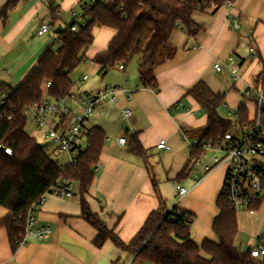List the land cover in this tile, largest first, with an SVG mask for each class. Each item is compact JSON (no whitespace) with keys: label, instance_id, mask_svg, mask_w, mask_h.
<instances>
[{"label":"crops","instance_id":"crops-1","mask_svg":"<svg viewBox=\"0 0 264 264\" xmlns=\"http://www.w3.org/2000/svg\"><path fill=\"white\" fill-rule=\"evenodd\" d=\"M7 1L0 0V9ZM85 1L23 0L6 17H0V83L16 89L43 54L60 41L59 34L64 29L59 19L63 11L74 13L79 6L81 11L83 4H89ZM49 4L57 9L58 21L48 33L39 35L43 21L51 23ZM192 19L201 30L194 37H188L181 28L172 32L169 44L176 54L156 69V90L141 87L138 72L131 76L126 68L118 67L124 76L104 87L85 86L90 79L87 74L76 81L70 75L74 90L82 94L110 87L117 90L116 102L102 104L89 119L88 130L101 128L107 138L84 198L91 212L124 243H129L141 230L148 216L159 208L160 200L169 211L177 206L194 216L190 238L195 244L218 242L213 223L218 216L216 200L226 181V166H217L207 173L202 163L190 162L188 141L193 139L187 133L204 128L207 116L200 112L189 91L203 82L214 93L224 95L225 103L219 111L235 115V120L238 109L245 106L249 119L255 118L256 104L246 99L244 93L248 86H255L256 78L264 70V0H235L231 6L194 11ZM57 28L60 33H55ZM51 30L57 39L50 35ZM115 34L113 29L96 27L94 42L84 51L80 66L96 65L93 60L108 49ZM250 49L254 50L252 54ZM230 57L238 68L237 77L228 66ZM217 65L221 66L220 71L216 70ZM99 70L95 72L100 75ZM45 97L51 98L47 94ZM126 108L132 116L124 122L121 112ZM134 135L143 155L131 151ZM121 137L128 139L127 145L119 144ZM162 140L167 142L168 151L157 148ZM213 155L207 152L208 158ZM177 185L187 189L185 196H178ZM74 186L73 197L49 195L34 214L33 229H47V237L28 235L14 252L5 229H0V264H126L130 260L111 241L100 248L95 246L98 231L82 218L78 189ZM11 215L0 206V221ZM237 220L235 245L242 252L259 247L264 240V200L253 213L237 211Z\"/></svg>","mask_w":264,"mask_h":264},{"label":"trees","instance_id":"trees-1","mask_svg":"<svg viewBox=\"0 0 264 264\" xmlns=\"http://www.w3.org/2000/svg\"><path fill=\"white\" fill-rule=\"evenodd\" d=\"M23 0H8L0 9V17H6ZM235 0H102L83 4L81 11L89 21L78 27L71 25L62 30L58 51L48 49L31 73L16 88L0 83V92L8 95L7 103L0 108V206L12 215L0 221L5 229L12 251H16L26 236L30 208L61 179L78 189L82 218L98 231L97 248L111 241L134 264H264V256L255 258L250 251L242 252L236 245L238 234L237 211L230 205L226 185L217 197L218 216L213 232L218 242L205 241L201 246L190 238V226L194 216L175 206L171 211L160 200L159 208L152 212L141 230L129 242L107 228L97 214L91 212L84 198L95 176L106 133L92 128L87 133L88 148L77 163L65 170L37 140L26 131L28 119L25 108L40 102L47 94L53 99L68 97L74 88L70 75L84 60V51L93 44L96 27L113 29L116 34L108 49L98 54L93 62L100 66V74L116 66L126 68L135 56H139V83L143 88L157 89L156 69L176 54L169 38L179 24L188 37H194L201 27L192 19L194 11L217 9ZM52 25L58 21L57 9L49 4ZM52 87L46 89V84ZM255 87L263 90L264 70L255 80ZM189 95L199 104L207 116L204 128L188 132L191 139L201 143H217L234 126L245 127L251 120L248 109L241 106L236 119L221 117L219 109L224 105L223 94L214 93L205 83L195 85ZM131 151L143 155L144 150L137 136L130 141ZM9 148L12 155L5 152ZM203 148L197 147L193 156L201 157ZM264 200L254 206L258 210Z\"/></svg>","mask_w":264,"mask_h":264},{"label":"built area","instance_id":"built-area-1","mask_svg":"<svg viewBox=\"0 0 264 264\" xmlns=\"http://www.w3.org/2000/svg\"><path fill=\"white\" fill-rule=\"evenodd\" d=\"M102 1V0H100ZM92 1L91 3H94ZM233 1L226 5L231 6ZM91 4L87 7L89 8ZM73 22L70 24L71 30L76 32L78 27L85 25L89 18L85 16V10L72 13ZM51 24L43 21L38 34L48 33ZM177 28L182 27L176 24ZM183 32H185L182 29ZM254 50L250 49L252 54ZM228 66L234 77L238 76V68L235 66L234 58L228 59ZM123 70V66H119ZM216 70L220 71L221 66L217 65ZM87 76L83 77V81ZM52 87L51 83L46 84V89ZM117 90L115 88H106L98 90L91 94L72 93L68 97L52 99L47 97L25 108L27 119L35 127V137H42L44 147L47 152L59 155L63 159L60 162V168L65 170L77 163L78 157L88 148L87 133L88 123L94 110L104 103H115ZM245 98L256 104V116L245 127L234 126L233 130L224 134L223 138L217 143H201L199 139L188 141V150L191 153L190 162L192 164L202 163L204 170L208 173L220 165L226 166V192L230 205L236 210H244L250 213L254 212V206L259 203L264 195V94L262 89L255 86H248L245 91ZM8 95L0 92V108L7 103ZM68 102L73 104L76 109L73 110ZM132 116L130 109H123L121 112L122 121L127 122ZM184 139H187L184 136ZM119 144L124 146L128 144L126 137L119 139ZM203 148L201 157L193 156L192 153L197 147ZM159 150L168 151V145L165 140L157 145ZM5 152L11 156L9 148ZM207 152L214 155L207 157ZM203 161V162H202ZM73 184L65 179H61L52 187L51 192L47 193L38 203L30 208L28 224L26 227V236L36 235L42 238L47 237L49 231L45 228L33 229L35 225L34 214L43 205L47 196L52 195L63 199L73 197ZM178 196L187 194V189L176 186ZM259 247L251 249L253 257L264 256V240L259 242ZM134 257H131L126 264H134Z\"/></svg>","mask_w":264,"mask_h":264},{"label":"rangeland","instance_id":"rangeland-1","mask_svg":"<svg viewBox=\"0 0 264 264\" xmlns=\"http://www.w3.org/2000/svg\"><path fill=\"white\" fill-rule=\"evenodd\" d=\"M92 1H100V0H86L85 2L89 3V4H92L91 2ZM80 6L79 7H76L74 8V11L75 12H80ZM73 22V18H72V11H63V14L61 15L60 19H59V25H61L63 27V29H66L71 23ZM52 37L56 38L57 39V36L53 33V30H51V34H50ZM61 48V42L58 41L54 44V47H53V50H57L58 48ZM139 56H135L131 62L128 64V66L126 67L127 69V74L131 75L132 76V73H137L138 72V69H139ZM85 64L79 66L72 74H71V77L73 79V81H76L78 79V77L80 75H84V74H87L89 76V81L86 82L84 85L86 86V84L88 85H96V84H99V86L101 85V87H104L105 85H110V84H114V83H117L118 81H120V78L121 76H124L123 75V72L122 71H119L118 70V66H116L115 68H112L110 69L106 75H99L95 72V70H98L100 68V66L98 65H94L92 63L89 64V67L86 68L84 66ZM137 77L139 79V74L137 73ZM102 83V84H101ZM81 86V92H84V87L85 86ZM98 90V89H97ZM96 90V91H97ZM73 92H76V94H78L79 92L74 90L73 88ZM50 101H53L52 98H49ZM68 105L73 109L75 110L76 107L71 104L70 102H68ZM201 112V111H200ZM219 114L224 117V118H227V119H230V120H234V117L235 115H226L224 113L223 110H220L219 111ZM26 131L29 135H31L32 137H35V127L34 125L28 120V123H27V126H26ZM37 140V142L39 144H43V139L42 137H39V138H35ZM50 153V152H49ZM53 158L56 159V160H61L63 159V157L59 156V155H54L53 154ZM62 161V160H61ZM74 189L77 190V187L74 186ZM178 199V196L175 197V201H177Z\"/></svg>","mask_w":264,"mask_h":264},{"label":"water","instance_id":"water-1","mask_svg":"<svg viewBox=\"0 0 264 264\" xmlns=\"http://www.w3.org/2000/svg\"><path fill=\"white\" fill-rule=\"evenodd\" d=\"M52 25V24H51ZM60 31H61V29L60 28H57L56 30H55V33H60ZM106 72H104V74H105Z\"/></svg>","mask_w":264,"mask_h":264}]
</instances>
